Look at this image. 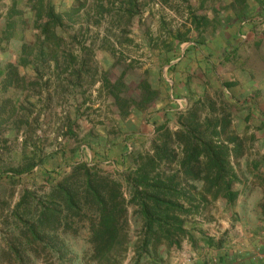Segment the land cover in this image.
Here are the masks:
<instances>
[{
  "label": "rangeland",
  "instance_id": "rangeland-1",
  "mask_svg": "<svg viewBox=\"0 0 264 264\" xmlns=\"http://www.w3.org/2000/svg\"><path fill=\"white\" fill-rule=\"evenodd\" d=\"M35 1L20 0L19 13H10L13 0H0V264H264V12L254 15L262 0H43L62 18L57 46L45 43V56L38 55ZM177 34L187 40L176 45ZM23 41L30 63L19 66V77L8 76ZM119 78L123 85L115 87ZM143 80L157 91L147 103L137 86ZM111 91L128 98L126 106ZM173 102L182 124H216L212 140L227 145L235 174L233 203L179 171L189 194L181 201L191 211L180 213L187 233L175 231L173 243L161 236L142 249L141 217L131 204L117 239L99 253L90 203L80 201L77 212L60 204L54 225L38 222L51 190L41 174L61 180L77 162L118 182L128 200V166L152 153L158 125L178 130L175 114L157 124L153 118ZM168 142L175 160L159 163L164 175L175 172L182 151L175 136ZM37 154L44 162L33 174L7 177ZM25 192L31 198L18 208Z\"/></svg>",
  "mask_w": 264,
  "mask_h": 264
},
{
  "label": "trees",
  "instance_id": "trees-1",
  "mask_svg": "<svg viewBox=\"0 0 264 264\" xmlns=\"http://www.w3.org/2000/svg\"><path fill=\"white\" fill-rule=\"evenodd\" d=\"M19 1L13 0L10 13H19L15 9L16 3ZM30 1L32 0H28L27 4ZM35 2L31 9H36L34 27L39 30V34H36V39L41 49L38 55L42 54L45 56L47 53L44 48L45 43L51 48L57 46L58 36L55 34V29L61 23L62 18L61 15L53 10L51 4L45 5L43 0H36ZM260 7L254 15H263L264 0L261 1ZM44 14L47 15L46 20L38 23L42 20ZM244 16V13L237 14L235 21L237 20L238 24H242ZM199 20H202V18H199ZM199 20H197V28L201 26ZM13 24L12 21H7L8 27L13 26ZM232 38H235V36ZM185 39V37L182 38L180 34H177L173 41L177 45V43ZM194 43L191 46L204 47L205 44V42L199 43L197 41H194ZM28 47H30V44L23 41L18 50L17 62L11 63L7 67L8 76L19 77V66L29 65L30 61L24 58ZM224 54L225 58L230 55L227 52H224ZM76 74L79 78V72H76ZM115 83V87L118 84L123 85L120 78ZM137 86L139 87L141 101L147 103L152 100L153 95L157 96V91L151 88L145 80L140 81ZM111 93L115 102L121 107L126 106L128 98L120 96L119 92L111 91ZM171 106H174V102L159 109L158 112L156 111L153 118L155 124H157L159 118L175 114L177 115L178 126L176 129L178 130L172 134L162 124L158 125L156 128L161 131L157 133V143H155L152 153L134 168L131 169L128 166V200L123 197L122 192L119 190L120 185L118 182L99 177L97 168L94 165L89 166L86 162H77L72 168V172L64 175L61 180H59L60 175L58 174L56 177L51 176L49 172L41 174L46 181H49L51 190L47 195V201L43 203L44 206L39 211L38 222L54 225L57 218L61 215L60 204L67 211L77 212L80 210V201L86 205L90 203L96 207L95 217L97 220L96 224L91 225V239L96 246V252L99 253L109 248L117 239L119 231L124 225L122 218L127 211L126 204H131L135 207V213L141 217L142 249L143 247L147 248L149 244L157 245L161 236L168 240L169 243H173L175 231L187 233L182 228L183 220L180 218V213L191 211L185 208L181 201V198L188 199L189 194L179 187L180 183L177 181L179 171H182L187 178L202 180L207 192H211L214 189V197L221 195L228 203H233L237 197V193L231 190V183L235 179V174L231 172L232 168L227 159L229 155L227 145L212 140L211 134L217 133L216 124L211 126L206 123L203 129L199 128V125H196L193 119L182 124V114L173 112ZM223 121L225 124L226 121ZM221 131H224L223 128ZM172 136H175L177 141L181 143V158L178 161V168L175 172L164 175L158 171L157 167L160 162H173L175 160L174 149L169 146L168 142ZM133 156L134 154L132 153L126 156L129 164ZM92 157L99 161L103 159V154L100 151H93ZM43 162L44 160L37 154L35 158H31L24 166L14 170L10 168L12 172L7 174V177L18 179L20 174H33V168ZM113 163L115 162L113 161ZM130 170H133V172H130ZM29 198H31L29 193L25 192L18 203V208L24 204L27 206ZM36 203L41 206V203ZM222 240L223 238L218 242L219 245L224 242ZM205 241L208 245L213 246L212 239L206 238ZM146 251L147 255H151L150 257L154 256L150 249Z\"/></svg>",
  "mask_w": 264,
  "mask_h": 264
}]
</instances>
